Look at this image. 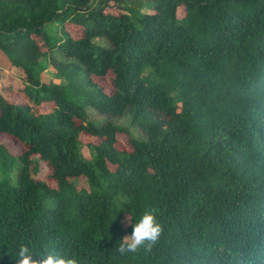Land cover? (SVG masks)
I'll return each instance as SVG.
<instances>
[{
  "label": "trees",
  "instance_id": "1",
  "mask_svg": "<svg viewBox=\"0 0 264 264\" xmlns=\"http://www.w3.org/2000/svg\"><path fill=\"white\" fill-rule=\"evenodd\" d=\"M0 53V264H264V0H0Z\"/></svg>",
  "mask_w": 264,
  "mask_h": 264
},
{
  "label": "rangeland",
  "instance_id": "2",
  "mask_svg": "<svg viewBox=\"0 0 264 264\" xmlns=\"http://www.w3.org/2000/svg\"><path fill=\"white\" fill-rule=\"evenodd\" d=\"M73 33H76V29H73ZM19 77H20V72L15 68H8L5 58L0 53V82H2L3 84H9L10 86L15 88V87L20 86ZM41 79L43 82H46V83H59L58 79L54 76V70L52 68H49L48 70L43 72L41 75ZM98 81L106 88V90H109L110 88L109 79L103 78V79H98ZM14 96L16 99L23 101V97L19 93H15ZM89 118L92 121L101 122V123L108 119L105 116H100L93 112L90 113ZM111 121L113 124H115L118 127H125V128H128L129 131L137 133V131H134L131 125V120L129 116H123L120 118H112ZM80 140L83 144H85L86 142L95 141L94 138L84 136V135L80 136ZM117 140H118L117 147L119 149L129 148L128 143H127V138L125 136L118 135ZM0 142L5 144L9 148L10 152H12L13 154H18L23 150L20 144L13 142L10 138L0 136ZM82 151H83V155L87 157V151H86L85 146H83ZM74 182L77 184H82V185L84 184L83 179H78V180H75Z\"/></svg>",
  "mask_w": 264,
  "mask_h": 264
}]
</instances>
